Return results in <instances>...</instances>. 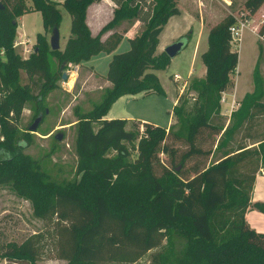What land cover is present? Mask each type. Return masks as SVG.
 Masks as SVG:
<instances>
[{"label":"trees","instance_id":"trees-1","mask_svg":"<svg viewBox=\"0 0 264 264\" xmlns=\"http://www.w3.org/2000/svg\"><path fill=\"white\" fill-rule=\"evenodd\" d=\"M112 1L116 8L111 20L92 35L86 10L94 1L32 0L34 11L41 14L44 33L36 34L34 51L21 59L14 45L15 19L25 14V0H0V183L11 182L19 194L33 201L35 211L43 208L57 215L58 259L65 264L134 259L159 247L164 239L171 243L174 236L181 244L161 257L163 264H264V232L255 231L245 218L255 175L264 168V135L248 134L245 139L252 141L251 146L239 143L227 148L247 121L264 116V81L258 61L252 74L253 91L246 93L231 113L230 125L224 129L219 117L221 94L232 85L238 63V50L232 46L229 31L235 19L228 15L209 28L207 48L200 55L205 75L192 84L197 102L188 111L184 105L172 110L175 124L181 125L184 134L140 121H131L132 129H126L127 120L104 116L123 95H165L151 71L163 70L171 62L164 51H155L164 25L180 11L174 0ZM263 2L247 0L245 8L253 14ZM58 7L71 16L70 36L62 51H49L45 32L59 29ZM122 20L139 21L145 30L128 40V50L112 54L105 75L111 86L104 89L98 104L78 118V178L57 183L41 169L39 161L23 153L27 145L17 141L12 122L25 101H36L38 95L44 97L55 87L59 69L88 61L100 52L112 53L123 37L113 29ZM109 31L102 41L101 36ZM263 32L264 20L259 34ZM258 49L260 57L262 47ZM49 55L58 60L55 69ZM21 69L28 78L34 76L32 85H20ZM179 98L178 94L176 100ZM41 102L39 97L36 103ZM139 124L144 127L142 136ZM204 130L219 135L213 152L224 149L222 156L208 166L193 167L192 176L181 175L177 167L190 157L212 155L198 145ZM170 134L187 145L178 164L173 161L174 150L165 143ZM138 138L140 150L131 160L124 143ZM161 153L172 157L170 167L161 164ZM14 249L0 256L13 264H36L29 242L21 251Z\"/></svg>","mask_w":264,"mask_h":264},{"label":"rangeland","instance_id":"rangeland-1","mask_svg":"<svg viewBox=\"0 0 264 264\" xmlns=\"http://www.w3.org/2000/svg\"><path fill=\"white\" fill-rule=\"evenodd\" d=\"M100 1L91 2L87 7L86 14L90 5ZM174 1L177 8L183 14L188 13L192 16L195 24H197V21H202L204 29L209 30L210 27L221 22L228 15H231L235 19L234 25L240 26L241 23L246 25L242 29L240 36L232 41L233 48L239 51L238 63L236 71L232 75V85L221 94V96L224 95L226 97L225 102L220 104L219 114V117L224 121L225 129L231 123V115L229 116L228 114L229 103L234 99V102L238 104L234 111L240 103V99L235 97L233 93V84L236 83V92L239 97L247 92H251L253 87L252 74L257 61L260 74L264 81V32L259 34L264 20V2L255 13L251 14L245 8V2L247 0ZM25 5V14L15 19L17 32L14 38V45L15 51L20 55L21 59L28 58L34 51L36 34L44 33L41 14L39 11H34L32 0H25ZM58 9L61 18L59 25V51H62L70 36L71 16L62 7H58ZM104 10L105 19L109 10L106 8ZM125 22L115 30L118 22L113 30L122 34L132 24ZM197 30V26H193V31L188 29L185 33L174 39L172 42L181 39L180 37H184L182 40H185L184 43L187 45L171 59L170 64L165 69L152 71L157 75L161 86L166 90L167 94L143 96L138 93L127 95L124 100H120L121 102L112 106L116 114L124 117L132 115L134 118L146 119L149 123L156 126L166 127L170 119V114H172V91L176 101L175 105H184V109L187 111L191 109L198 99L197 93L192 88V84L204 78L201 72L203 64L200 55L207 47L206 35L200 38ZM138 31L137 36L142 33L140 29ZM50 35L51 31L45 32L49 51H51L49 47ZM185 36H188L189 40ZM166 37H169L167 30L162 35L160 41L162 42L161 47L160 45L158 46L159 49L163 48L160 52L172 43L164 45L163 42H165L164 39ZM259 45L262 47V55L260 57ZM195 49L197 51L196 62L190 68L192 53ZM118 52L122 51L115 53ZM155 53L158 54L156 51ZM104 55L100 54L95 57L94 62H92L93 66L82 61L78 64H67L66 67L59 69L56 75L55 87L50 89L44 97L42 95L36 97V101L39 97H42L40 105H37L35 99L25 101L15 122H12L15 126L17 141L27 145L23 149V153L39 161L41 169L51 180L57 183L70 182L78 178L76 173V142L78 138L79 115L90 111L93 105L98 104L104 93V89L111 85L105 79L111 56L106 57ZM0 57H3L2 53ZM48 59L55 69L58 65L56 57L49 55ZM189 68L192 69L193 74L189 78H186ZM63 74L66 75V79L62 78ZM177 74L180 79L175 81L174 76ZM33 78L34 76L28 78L27 73L23 69L19 70L20 85H32L31 79ZM248 87L251 91L247 90ZM34 92H37L36 87H34ZM178 94L180 95L179 101L176 100ZM46 110L47 113H45ZM40 113H44L45 115L43 114L44 116L36 131L30 132L28 127ZM175 121V116L173 115V122L166 130L171 127L170 130L172 133L180 132L184 134L181 125L175 124ZM250 124L252 125L248 128ZM1 129L2 124L0 122V139L2 137ZM126 129H132L131 122L126 124ZM143 129L144 127L139 124L138 131L141 136ZM58 134L62 135L61 140L55 138ZM248 134L255 137L264 135L263 114L247 121L234 134L227 148L232 149L239 143L251 146L252 141L245 139ZM139 139L134 142L124 143V146L130 152L129 158L131 160L136 158L140 150L138 144ZM218 139L219 135L212 134L209 130H204L198 137V145L202 151L210 150L213 152ZM165 143L170 145L174 150L173 161L175 164H178V159L187 150L186 143L183 139H177L172 134L168 135ZM223 151L224 149L217 150L208 157L203 155L192 156L183 166L179 165L177 169L178 171L181 170V175L192 176L193 167L197 166L198 168H202L208 166L215 160H218L222 156ZM109 153L111 156L115 155L113 151H109ZM159 158L161 164L163 163L165 166L170 167L171 156L161 153L159 154ZM156 170L158 173L159 168ZM3 210L7 212L0 215V246L2 245L0 247V255L12 250V247L15 248V251H21V248L29 242V247H32L34 251L31 250L34 254L36 264L66 263V261L58 259L60 236L58 217L55 213L43 211V208L39 212L35 211L33 201L19 194L9 181L0 183V213ZM9 239L11 242L5 244ZM180 244V239L174 236L171 243L164 239L159 247L147 251L140 257L101 264H163L161 257L172 248H179ZM3 245L5 246L3 247ZM0 258L2 257L0 256ZM7 264H13V262L9 261Z\"/></svg>","mask_w":264,"mask_h":264},{"label":"crops","instance_id":"crops-1","mask_svg":"<svg viewBox=\"0 0 264 264\" xmlns=\"http://www.w3.org/2000/svg\"><path fill=\"white\" fill-rule=\"evenodd\" d=\"M115 6L116 5L114 4V2L112 0H101L100 2H98L96 4L93 3L92 5H90V8L86 14V24H87L88 28L90 29L92 35H96L100 31V29L112 18V12H113ZM105 8L108 9L109 12L106 15L107 17L104 19V16H105L104 15V11H105L104 9ZM132 21L122 20L118 23L115 30L124 22L128 23V24H131V23L132 24L129 27H127V29L123 32L124 34L122 33L123 37H122L120 43L118 44V46L116 47V49L112 53L108 54L106 52H100L99 54L92 56L88 61H85V63L87 62L93 66L92 62H94L95 57L99 56L100 54H105L104 56L108 57V56H112V54H114L117 51L124 52V51L128 50L129 49V41L128 40L137 36V34L139 32L138 29H140L141 32H143L145 30L144 24H142L141 22L136 21V20H132ZM194 21L195 20H193L192 16H190L188 13L183 14L181 11L178 15L171 16L168 19L167 23L164 25L163 30L161 31V33L159 35V40H158V45L156 47V52L158 53L163 49V48L159 49L158 46L160 45V47H161L162 42H160V41H161L162 35L164 34V32L166 30H167V35L169 34V37H166L164 39V41H165V42H163L164 45L171 43L174 39L179 37L181 34L185 33V31H187L188 29L193 31V26H197V29H198L197 34H200V38L203 35H206V37H207L208 29H204V24L202 23V21H200V22L197 21V24H195ZM187 25H188V27H186ZM110 33L111 32L109 31V32H106L105 34H103L101 36V40L102 41L105 40L106 37ZM59 42H60V39H59ZM204 51H202V52H204ZM118 53H120V52H118ZM238 54H239V51H238ZM196 55H197V51L195 49L192 53L190 68L192 67V64H194L196 62ZM190 68L188 70V74H187L186 78H189L193 74V71ZM154 71H156V70H154ZM201 72H202V76H204L205 75L204 65H203V68L201 69ZM153 73L155 74V72H153ZM163 90H164L165 95H166L167 94L166 90L164 88H163ZM232 90H233L235 97L240 99V101L242 100V98L246 94L245 93L243 95H240V97L238 96V94L236 92V83H234V87ZM247 90L251 91V89L249 87L247 88ZM252 91H253V87H252ZM171 93H172L171 98H172V110H173V108L176 104V101H175V98L173 95V91ZM247 93H250V92H247ZM140 94H142V93H140ZM126 96L127 95H123V96L119 97L111 105V107L109 108V110L106 113V115L104 116V118L105 119H115L116 117H118L119 119H125L128 122L140 121V122H148L149 123L148 120L143 119V118H140V119L134 118L132 115L124 117V116L118 115L114 112V110L112 109V106L121 102L122 100H124V98H126ZM169 114H170V112H169ZM172 122H173V112H172V114H170V119L168 121V125L164 128L169 127L172 124ZM5 212H7V211L3 210L0 213V215L4 214ZM245 218H246V221L248 222V224L250 225V227L253 228L255 231L264 232V168L263 167H261L255 175V180H254L253 188H252V191L250 194V201H249V205H248V208H247V211L245 214ZM9 238L11 239V237H9ZM10 239H9V241H6L5 244L10 243L11 242ZM4 246L5 245H3V247ZM0 247H2V245ZM7 262L8 261L5 258H0V264H7Z\"/></svg>","mask_w":264,"mask_h":264},{"label":"water","instance_id":"water-1","mask_svg":"<svg viewBox=\"0 0 264 264\" xmlns=\"http://www.w3.org/2000/svg\"><path fill=\"white\" fill-rule=\"evenodd\" d=\"M65 0H60V2H63ZM92 1H97V0H92ZM0 8H2V6L0 5ZM181 39H177L176 41H174L173 43L167 45L164 48V52L165 54L170 58H174L186 45L184 43L185 40H182V38L184 37H180ZM59 39H60V34H59V29L54 28L51 32V35L49 37V46L51 50H59L60 48V44H59ZM63 79H66V75L63 74L62 76ZM45 113H47V110L45 111ZM43 118V114H39L33 121V123L28 127L30 132H35L39 123L41 122ZM55 138L57 140H61L62 139V135L58 134L55 136Z\"/></svg>","mask_w":264,"mask_h":264},{"label":"built area","instance_id":"built-area-1","mask_svg":"<svg viewBox=\"0 0 264 264\" xmlns=\"http://www.w3.org/2000/svg\"><path fill=\"white\" fill-rule=\"evenodd\" d=\"M246 25L244 23H241L240 26H237V25H231L230 28H229V31H230V34H231V37H232V41H234V39H236L238 36H240L241 32H242V29L245 27ZM175 78V81L179 80L180 77L178 75H175L174 76ZM226 98L224 95L221 96V99H220V104L225 102ZM237 103L234 102V100H232L230 103H229V110H228V114L229 116L231 115V113L234 111V109L237 107Z\"/></svg>","mask_w":264,"mask_h":264}]
</instances>
